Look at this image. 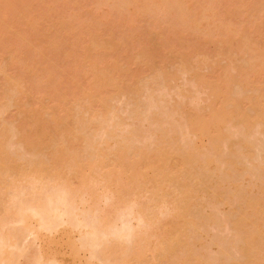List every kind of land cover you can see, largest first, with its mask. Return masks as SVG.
Segmentation results:
<instances>
[{"label": "rangeland", "instance_id": "1", "mask_svg": "<svg viewBox=\"0 0 264 264\" xmlns=\"http://www.w3.org/2000/svg\"><path fill=\"white\" fill-rule=\"evenodd\" d=\"M157 1L164 0H0V216H2L0 218L4 222L0 221L2 228L0 231L3 232L0 236L4 235L3 238L6 239V236L13 238L17 235L18 238H15L21 240L19 244L22 246L19 250L15 249V253L10 250L6 253L11 254L1 253L0 264H10L12 260L16 261L12 264H42L41 261L46 255H48L46 261L50 264L55 256L56 264L60 262L61 264H117V260L119 263L121 261L129 263L127 254L133 255H130L133 261L129 264L175 262L178 264L179 260H187V257H190L188 258L190 264H193L191 260L198 253H200L199 260H202L195 264H264V235H260L264 232V194H262L264 192V0H183L185 2L182 1L183 6H180V0H176L177 3L171 5L174 8L170 10L168 8L169 12L160 9L163 5ZM146 2L148 6L142 8L141 4L145 5ZM154 3L158 6L160 4L161 7H157ZM183 10L187 11L186 14ZM170 11L173 12L172 16ZM170 25L172 29L170 31L174 34L169 31ZM195 26L203 27L201 30ZM204 29L205 31L202 32ZM201 32L204 35H200ZM143 42L146 43L145 46L149 42L148 46L152 49L149 52H152V55H149V52L142 53L140 47H144ZM220 92L225 93L221 95ZM237 110L242 114L230 118L231 114L238 112ZM219 111H228V119H230H225L221 124L215 119ZM157 137L164 138L167 152H171L175 147H182V150L186 147L189 150L188 147H191L194 141L197 143L196 147L193 145L196 152L199 149L206 153L212 151L209 155L198 152L202 157L210 156L212 160L210 162L209 158V163H206V159L200 163L204 160L200 157L201 161L199 160V164L196 163L198 166L193 165L192 159L189 160V165L185 166L187 169L190 167L189 170L186 169L187 172L182 173L181 176L179 173L178 176L181 178H178L174 173L178 169L177 164L167 159L162 163L164 176L159 177L154 173L160 166L156 163L157 157L154 155L163 141L160 142ZM190 142L192 144H189ZM143 145H146L143 151L148 149L146 155L153 156L149 161L151 165L144 159L143 161L137 159L138 155V158H143L139 150ZM60 146L62 152L58 151ZM96 146L99 148L97 149ZM1 148H5V152ZM154 148L158 149L151 151ZM55 149L63 154L59 159L60 169H66L65 174L63 173L64 177L69 173L67 178L70 179H68L71 181L70 184L73 183V187L79 189H74L75 192L81 193L79 186L82 179L77 176L79 174L77 171L80 169L82 174L80 177L83 176V179L86 177L91 182H88L90 184L88 185L92 186V190L88 187V191H93L92 195L97 193L95 195L100 199L98 202L96 200L98 205L96 207L93 201L95 212L90 211V208L84 211V215L81 213L83 211H80L81 215L79 217L77 215V219L75 216L72 217L75 220L70 218L68 222L70 229L67 227L68 224L64 226L62 224L57 228V232L51 234L48 230L47 233L45 230L39 231V234H42L39 236L43 238L41 240L35 235L32 237L25 234L27 227L24 228V225L30 221L27 220V223L20 225L21 222L13 217L21 215L22 211L26 216L31 215L32 211L28 209L31 211L29 212L27 207H41L42 203L38 205L40 200H44L46 204L49 199L46 203L45 199L51 198L49 195L51 192L54 193L57 187L62 189L60 184L65 187L66 181L62 179L64 178L62 173L57 176L58 179L51 168L40 171L41 166H50L53 162V153L57 152ZM128 149L138 154H129ZM182 150L179 153L183 154ZM96 151L97 154L94 155ZM101 153H104L102 158L105 160L93 165L94 160L91 158L97 156L94 158V162H97ZM64 154H66L65 158ZM170 154L173 155V152ZM133 156L137 159L135 164L130 161ZM170 157L173 156L168 155L167 158ZM9 159L12 162L15 160L13 165ZM39 162L44 165L38 168ZM89 162L90 166L92 165L90 171V166L87 164ZM16 163L19 165L18 169L14 168ZM35 163H39L35 167L39 170H32ZM9 164L15 170L8 168L11 167ZM79 164H82L81 168ZM20 165L27 173L20 171ZM202 166L203 168L205 166V171L200 168ZM16 170L19 174L15 172ZM21 172L24 175L21 176ZM109 172L111 176L114 174L115 180L110 177L115 182L111 183L112 180L108 181L109 179L105 178L110 174ZM36 176H40L41 180H35ZM57 180L64 182L59 183ZM34 181L36 183H33ZM107 185H110L109 188ZM129 186L132 192L130 194ZM258 186L262 187V191L257 189ZM120 187H124L122 196L118 197L119 191V194L115 193L120 199L113 197L115 192L113 189L117 191ZM185 188L189 190L186 189L187 192L183 196ZM19 193L26 196L27 200L23 204H26L29 198L30 204L33 203L32 200L34 203L37 202L35 206L33 203L26 207L27 203L26 208L19 204L18 208L22 209L21 214H18L20 209L14 207L20 199L25 198V196L18 197ZM58 193L53 194V200L57 199ZM89 194L86 195L87 197L82 194L80 199L93 200L95 196L90 198L92 195ZM188 194L192 196L193 201H190ZM16 195L20 198L17 199V203H15ZM186 195L189 202L186 201ZM68 197L67 203L71 200L74 202L72 196ZM109 197L114 198V201ZM257 198L260 202L255 205ZM116 199L121 200L120 203L116 202ZM53 200L45 207H50L49 204ZM137 200L139 204H135ZM71 204L73 203L69 205ZM117 205H120V209ZM114 206L117 210L113 209V211L115 210L116 213L118 211L117 216L114 212L116 217L114 224L118 222L115 226L117 225L120 230L127 228L126 225L130 222L134 226L139 225L141 221L136 220L133 214L136 212L135 215H138L140 211L143 212V208L145 209L149 215L145 226L141 222L143 223L141 227L144 226L143 238H145L142 240L140 236H136L137 239L133 237L135 241L123 240L130 245L128 246L120 241L122 239H118L119 243L118 240L113 241L114 236L117 235L116 233L114 235V232L118 231V227L117 230L108 229V233H113L112 239L108 237V244H113L114 247L111 246L114 251L116 242L120 247L126 246L121 247L122 252L118 250L117 254L115 253L118 246L114 254L110 245L107 247L113 251L112 253L107 252L106 248V253L103 254L106 246L99 248L100 251L94 252L95 256L99 253L97 257L91 255L94 256L93 259L88 245L91 246L94 237L89 232L95 226H99L96 217L100 219V216H103L101 213L105 211L102 210L107 208L108 211L111 207L115 208ZM125 206H128L130 214L124 211L127 209ZM179 206L185 216H197L194 219L196 218L195 221L198 222H194L196 225L190 224L191 226L185 224L184 231L189 232L187 237L190 246L184 250L187 253L184 255L185 252L180 253L182 249L177 250L180 254L177 251L174 254L172 252L170 254V250L166 252L171 245L180 247L178 233L174 231V225L178 221L171 213L174 211L171 210L172 208L177 209L179 213ZM84 207L86 206L83 204V209ZM97 207L98 209L102 207V210H98ZM96 210L99 212L97 213ZM122 211L129 217L126 214L121 216ZM177 212L175 210L173 213L177 215ZM8 213H12L10 219L13 218V225L11 220L10 225L2 219L3 216L9 215ZM105 213L109 214L108 216L113 214ZM50 215L49 218L44 216L43 219L46 220L41 223L53 224L51 220H55L56 214L51 215L54 218ZM94 215H97L96 223L92 221ZM20 217L22 219L24 216ZM5 218L9 219L8 216ZM117 218H121V221L120 219L117 221ZM81 219L84 222L82 226L89 223L92 227L90 226L91 230L84 227L85 231L79 234ZM185 220L184 223L188 221ZM75 221L80 227L78 225L75 227ZM70 222L74 224L70 226ZM38 223L32 222V225H40ZM149 223L151 226H148ZM17 226L22 230L24 228L25 235ZM134 226L132 225L133 229ZM146 226L149 227L148 231ZM77 227L80 230L76 229ZM128 227L127 229H131L134 233L131 224ZM10 229H15L16 233L7 235V232L10 234ZM140 229L138 233L143 232V228ZM67 230L69 233L66 232ZM85 232L90 235L84 236L87 240L92 236L90 243L86 240L88 244L84 241L85 238L82 239L85 243L78 242ZM195 232L199 233L198 236ZM21 234L26 237H21ZM110 234L108 235L111 236ZM174 236L178 242L177 240L174 242ZM189 236L195 241L200 236L202 240L205 239L206 246L200 248L201 245L196 243L200 238L193 242ZM255 236L258 237L257 241L253 240ZM10 237L5 243L1 242L0 246L15 240L14 238L10 240ZM148 237L150 238L147 239ZM81 242L82 245L87 244V250L85 246L80 245ZM78 244L84 248V251L81 248L75 259L77 251L73 252L74 255L72 251L79 248ZM4 245L2 246L5 247ZM126 247L130 250H125ZM162 249L166 250V253ZM12 253L15 254V259L11 258L10 263L9 261L3 263L8 257L10 258V255L14 257ZM40 253L45 257L42 255L41 257ZM36 254L37 258H35ZM106 254H109L108 257ZM121 255H127L128 261L125 257L123 258L125 260L120 258L119 260L118 256ZM104 256L109 258L108 261ZM174 256L176 258H173ZM166 257L170 259L166 261ZM46 261L43 262L46 264Z\"/></svg>", "mask_w": 264, "mask_h": 264}, {"label": "bare ground", "instance_id": "2", "mask_svg": "<svg viewBox=\"0 0 264 264\" xmlns=\"http://www.w3.org/2000/svg\"><path fill=\"white\" fill-rule=\"evenodd\" d=\"M165 1H166V2H165ZM169 1H170V2H171V1H174V2H171V3H170ZM182 1H183V0H180V1H179V3H181L180 6H183L182 3H183L184 1H183V2H182ZM155 2H156V1H155ZM157 2H158V3H162V5H163L162 7H163V8H162V7L160 6V4H159V6L161 7L160 9H163V10L165 9V11L168 10V8H169V10H170L171 8H174V7H171L172 3H173L174 5L177 3L176 0H164V1H161V2H159V1H157ZM163 2H164V3H163ZM184 3H185V2H184ZM187 3H188V2H186V4H187ZM154 4H156V3H154ZM154 4H153V5H154ZM186 4H185V5H186ZM141 5H142V8H143V6H145V8L148 6L147 2H146L145 5H144V4H141ZM151 5H152V4H151ZM151 5H150V6H151ZM156 5H157V4H156ZM159 6L157 5V7H159ZM172 6H173V5H172ZM187 6H188V5H187ZM154 7H155V6H154ZM145 8H144V9H145ZM155 8H156V7H155ZM185 8H186V7H185ZM187 8H188V7H187ZM150 9H151V8H150ZM177 9H178V8H177ZM157 10H158V9H157ZM169 10H168V12H169ZM188 10H189V9H188ZM145 11H146V9H145ZM152 11H153V10H152ZM160 11H162V10H160ZM160 11H159L158 13H160ZM165 11H164V12H165ZM176 11H178V10H176ZM183 11H184V10H183ZM142 12H143V11H142ZM156 12H157V11H156ZM164 12H163V13H164ZM170 12H171V11H170ZM186 12H187V11H184L185 14H186ZM189 12H190V11H189ZM152 13H154V12H152ZM152 13H151V15H152ZM171 13H172V14H171ZM171 13H170L171 15L169 14L170 16L173 15V12H171ZM189 14H190V13H189ZM170 16H168V18H169ZM188 16H189V15H188ZM166 17H167V16H166ZM124 18H125V17H124ZM187 18H188V17H187ZM183 19H184V18H183ZM185 20H186V19H185ZM8 22H9V21H8ZM172 27H173V26H172ZM195 27H199V26H195ZM195 27H194V29H196ZM202 27H203V26H202ZM202 27H201V28H202ZM176 28H177V27H176ZM201 28L199 27V29H201ZM192 29H193V27H192ZM170 30L172 31V29H171V25H170V29H169V31H170ZM177 30H178V29H177ZM201 30H202V29H201ZM171 31H170V32H171ZM174 31H175V29H174ZM174 31H173V32H174ZM204 31H205V29H204L202 32H204ZM218 31H219V30H218ZM175 32H176V31H175ZM193 32H194V31H193ZM196 32H197V31H196ZM202 32L200 33V35L203 34ZM171 33H172V32H171ZM210 33H211V32H210ZM169 34H170V33H169ZM172 34H174V33H172ZM193 34H194V33H193ZM176 35H177V33H176ZM197 35L199 36L198 32H197ZM203 35H204V34H203ZM209 35H210V34H209ZM174 36H175V35H174ZM200 37H201V36H200ZM202 37H203V36H202ZM200 39H201V38H200ZM145 40H146V39H145ZM207 41H208V39H207ZM210 41H211V40H210ZM149 42H150V41H149ZM149 42L147 43L148 45H149ZM180 42H181V38H180ZM180 42H179V43H180ZM182 42H184V43L186 44L185 41H182ZM176 43H177V42H176ZM144 44L146 45L145 42H143V45H144ZM150 44H151V43H150ZM141 45H142V44H141ZM145 45H144V47L142 46V47H140V48L142 49V50H141L142 53H143V51H144L145 54H148V52L151 51L152 49H151L148 45H147V46H145ZM183 45H184V44H183ZM107 46H108V45H107ZM184 46H186V45H184ZM104 47H105V46H104ZM107 49H108V48H107ZM153 52H154V51H153ZM144 53H143V54H144ZM149 53H150V52H149ZM143 54H142V55H143ZM142 55H141V56H142ZM149 55H152V52H151ZM149 55H148V56H149ZM143 57H144V56H143ZM187 66H188V65H187ZM228 90H229V89H228ZM217 91H218V90H217ZM217 91H216V92H217ZM216 92H215V94H216ZM220 93H221V92H220ZM224 93H225V92H224ZM224 93H221V95L224 94ZM228 93H229V92H228ZM231 94H232V93H231ZM229 95H230V94H229ZM225 96H226V95H225ZM225 96H224V98L227 97V96H226V97H225ZM237 111H238V110H237ZM227 112H228V111H226V112H225V111H222V112L219 111V112H217L215 119H217L218 121H220L221 124H222V123L225 122V119H226V120H229L230 118H235V117H234L235 115H238V114H239L238 116H240V115L242 114L240 111H238V112L235 113V114H231V117L228 119L229 114H228ZM242 112H243V110H242ZM229 113H230V112H229ZM152 118H153V117H152ZM155 119H156V118H155ZM156 121H157V120H156ZM156 121L154 120V122H156ZM159 121H161V120H159ZM220 122H219V123H220ZM159 123H160V122H159ZM112 131H113V130H112ZM114 133H115V131H114ZM159 133H160V132H159ZM110 134H111V132H110ZM160 134H161V133H160ZM160 134H158V135H160ZM36 135H37V133H36ZM111 135H113V134H111ZM116 135H117V134L115 133V136H116ZM221 135H223V133H221ZM1 136H2V135H1ZM39 136H40V135H39ZM160 136H161V135H160ZM40 137H41V136H40ZM112 137H113V136H112ZM162 137H163V135H162ZM109 138H110V136L108 137V139H109ZM140 138H141V137H140ZM157 138H158V137H157ZM40 139H41V138H40ZM158 139H160V137H159ZM169 139H171V138H169ZM169 139H168V140H169ZM109 140H110V139H109ZM161 140H162L163 142H162ZM159 141L162 142V144L164 145V142H165V141H164V138L160 139ZM157 142H158V141H157ZM160 142H159V143H160ZM162 144H161V146H160L159 144H157V145L160 146L159 149H158V148H154L153 150H151V151H154L155 149H158V150H155V151H157V152H155V155H154V156L157 157L156 163H157V164H160V166H159L158 170H155V171H154V173H155V175H158L159 177H163V176H164V168L162 167V163H164V161L167 160V159H168L169 161H171V162L173 161V163H176V164H177L178 169L175 170V172H174L176 176H178L179 173H180L179 175L181 176V175H183L182 173H185V172H187V170H189L190 167L187 169V167H185V166H188V165H189V160H191V159H192L193 165L195 164V165H197V166H198V164H199V160L201 161L202 158H203L204 160H202L200 163H202L203 161H205V159L207 160L206 163H209V160H208L209 158H210V162H211V160H212V158H211L210 156L202 157V155H204V154L209 155V153H211L212 151L210 150L209 153H206V152H201V151H199V150H200V149H199V150L196 152V148H195V147L197 146V143H194V141H193V144H192V142L189 143V144H192L191 147L194 148L193 150H195V151H194V152H195L194 154H193V152H192V148H191V147H188V145H187V147L189 148L190 151L185 147V149L188 150V152H187L185 149L182 150V149H181L182 147H181V148L179 147L180 145H177L182 151H184V153L182 154V152L179 153L181 150H179V148H176V147H175L176 150L178 149L179 152H178V150L176 151L175 148H174L171 152H167L166 149H165V148H166L165 145L163 146ZM117 145H118V144H117ZM193 145H194L195 147H193ZM55 146H56V145H55ZM98 146H99V145H98ZM114 146H115V145H114ZM118 146H119V145H118ZM118 146H115V147H118ZM121 146H122V145H121ZM144 146H146V145H143V146H142L143 148H142V149H139V150H140V154H142L143 158H142V157H141V158H138V157H139V155H138V156H137V159H138V161H139V160H142V161H143V159H144V161H145L146 163H148L149 165H151V163H150L149 161L152 159L153 156H152V155H151L152 157H151V156H147L148 153H147L146 151H147L148 149H147V147H146L147 150L143 151V149L145 148ZM198 146H199V145H198ZM110 147H111V145H110ZM119 147H120V146H119ZM122 147H123V146H122ZM125 147H127V146H125ZM140 147H141V146H140ZM140 147H139V148H140ZM157 147H158V146H157ZM61 148H62V147L60 146V147H58L59 150H58V149H57V150H58L59 152H60V151L62 152ZM64 148H66V147H64ZM64 148H63V151H65ZM94 148H95V147H94ZM96 148L98 149L99 147L96 146ZM111 148H112V147H111ZM120 148H121V147H120ZM120 148H119V149H120ZM197 148H198V147H197ZM1 149H2V148H1ZM4 149H5V148H3L2 150L4 151ZM97 149H96V150H97ZM119 149H118V150H119ZM126 149H127V148H126ZM2 150H1V151H2ZM55 150H56V149H55ZM57 150H56V151H57ZM113 150H114V148H113ZM128 150H129V149H128ZM137 150H138V148H137ZM174 150H175V151H174ZM3 151H2V152H3ZM53 151H54V150H53ZM58 151H57V152L54 151V152H55V153H53V156H54V157H53L52 155H50L51 157L54 158V159L50 158V160H51V159L53 160V162L50 164V166H46V167H45L44 163H42L44 166H41L42 164L39 162L40 165H37V166H38V168L41 166V167H40V171H41V170H45V171H47V169H50V168H51L50 170H51V171L53 170V171L57 174L56 177H57V176L59 177V175H60L61 173H62V176H63V173L65 174L64 170H66V169H64V170L60 169V164H59L60 155H63V154H62V153H58ZM94 151H95V150H94ZM129 151H130V150H129ZM4 152H5V151H4ZM4 152H3V153H4ZM100 152H101V151H100ZM100 152L98 151V153H100ZM120 152H121V151H120ZM133 152H134V151H133ZM133 152L130 151L129 154H132ZM135 152H136V151H135ZM149 152H150V151H149ZM172 152H173V155L170 154V153H172ZM186 152H187V153H186ZM198 152H199V153L201 152L202 155L199 154ZM6 153H7V152H6ZM63 153H64V152H63ZM104 153H105V152H104ZM104 153H101L100 155L98 154L100 157L97 158V160H96L97 162H94V161H95L94 158H96L97 156H95V157H94V156H93V157L91 156V157H92L91 159L94 160V161L91 160L92 163H93V165H94L95 163H96V164H99V162H100L101 160H105V159L102 158V157H103L102 154H104ZM146 153H147V155H146ZM203 153H204V154H203ZM51 154H52V153H51ZM92 154H93V153H92ZM92 154H91V155H92ZM96 154H97V151L95 152L94 155H96ZM116 154H117V153H116ZM137 154H138V152H137V153H133V155H137ZM144 154H145V155H144ZM150 154H152V153H149V155H150ZM197 154H198V156H197ZM65 155H66V154H64V156H63L64 158H65ZM125 155H126V154H125ZM168 155L173 156V157L167 158ZM199 155H201V156H199ZM7 156H8V155H7ZM128 156L130 157V155H128ZM128 156H127V157H128ZM127 157H126V158H127ZM134 157H136V156H133V158H132L131 160H130V158H128V159L131 161L132 164H135V163L137 162V161H136L137 159H135ZM150 157H151V158H150ZM198 157H199V159H198ZM200 157H202V158H200ZM8 158H9V157H8ZM10 158H11V156H10ZM100 158H101V159H100ZM104 158H105V156H104ZM6 159H7V158H6ZM62 159H63V158H62ZM99 159H100V160H99ZM9 160H11V159H9ZM52 160H51V161H52ZM67 160H68V159H67ZM74 160H75V159H74ZM132 160H133V161H132ZM60 161H61V160H60ZM134 161H135V162H134ZM13 162H15V160H14ZM13 162H12V160L10 161V163H11L12 165L14 164ZM61 162H62V161H61ZM61 162H60V163H61ZM197 162H198V164H196ZM217 162H218V161H217ZM217 162L215 161V163H217ZM22 163H23V162H22ZM39 163H35V166H34V165H31V166H34V168L32 167V170L37 169V168H35V167H37L36 164H39ZM63 163H64V161H63ZM115 163H116V162H115ZM115 163H113V164L115 165ZM11 164H9L11 167H8V168H11L12 170L18 169V168H17V167H19L18 163H16V165H14V166H15V167H14L15 169L12 167ZM24 164H26V163H24ZM85 164H86V163H85ZM87 164H89V166H90V162L87 163ZM87 164H86V165H87ZM106 164H107V163H106ZM213 164H214V163H213ZM7 165H8V164H7ZM47 165H48V164H47ZM62 165H63V164H62ZM74 165H75V164H74ZM79 165H80V168H81V165H82V164H79ZM86 165H84V167H85ZM123 165H124V164H122V167H123ZM180 165H182V167H181ZM193 165L191 166V168L194 167ZM200 165H201V164H200ZM202 165H204V164H202ZM21 166H22V165H20V168H21ZM26 166H28V165L26 164ZM77 166H78V165H77ZM91 166H92V165H91ZM91 166H90V168H89V171H90V169L92 168ZM103 166H104V164H103ZM107 166H108V165H107ZM111 166H112V165H111ZM117 166H118V164H117ZM225 166H226V165H225ZM225 166H224V167H225ZM255 166H256V165H255ZM6 167H7V166H6ZM29 167H30V166H29ZM42 167H43L44 169H42ZM48 167H49V168H48ZM63 167H65V166H63ZM86 167H87V166H86ZM97 167H98V166H97ZM109 167H110V166H109ZM122 167H121V168H122ZM256 167H257V166H256ZM119 168H120V167H119ZM146 168H147V167H146ZM148 168L150 169V166H148ZM148 168H147V169H148ZM182 168H183V169H182ZM200 168H201L202 170H204L205 166H204V168H203V166L200 167ZM29 169H31V168H29ZM72 169H76V168H73V167H72ZM77 169H78V167H77ZM82 169H83V171H84V168H82ZM93 169H94V167H93ZM93 169H92L91 171H93ZM95 169H96V168H95ZM113 169H114V168H113ZM186 169H187V170H186ZM22 170H23L24 174L27 173L26 169L24 170V169L21 168L20 171H22ZM27 170H28V169H27ZM37 170H39V169H37ZM37 170H36V171H37ZM61 170H62V171H61ZM96 170L99 171L98 169H96ZM105 170H106V169H105ZM111 170H112V169H111ZM118 170H119V169H118ZM118 170H117V171H118ZM185 170H186V171H185ZM202 170H201V171H202ZM48 171H49V170H48ZM51 171H50V172H51ZM72 171H73V173H74V170H72ZM78 171H79V172H78ZM78 171H77V173H79V174H78L77 176H78V178H81V179H82V180H81V185H82V186H81V185L79 186V188L81 189V193H77V192H75L74 189H76V188L73 187V185H72L73 183L70 184L71 181H69L70 179L67 178V177H68L67 175H69V173H68V174L66 173L67 175H66L65 177L63 176L64 178H62L64 181H66V185H65V187H64L62 184H60V187H62V189L59 188V187L56 188V191L59 192V193H58V197H57V199L55 198V200H53L54 198L52 197V196H54V195L57 193L56 191H54L55 194L52 193V192H51V194H49V195L51 196V198L48 197L47 199H45V203H46V200L48 201V199H49L50 202L53 200V202H52L53 204H52V203H51L52 205L49 204L50 207H45V205H46L47 203H49V201H48L46 204H44V200H43V201L40 200V202H39L38 205H40V204L42 203L41 207H39V206H38V207H32V206H31L32 208H28L27 206H29V204H30V203H28V202H30L31 200H30V198H29V200L26 202V204H27V203H28V204H27V205H26V204H23V202H25V200H27V199H26V196L21 194V193H24V191H23V192L21 191V193H19L20 195H19V194H17V195H18V197H20V196H25V198L20 199V198H17V195H16V197H15V203H17L19 199H20V201L17 203L16 206H14V207H16L15 209H17L18 206H20L19 204H22L21 206H24V208L27 207V208H26L27 210H28V209H31V211H32L31 215L28 214V215L26 216V215H25L26 213L23 214L24 211H22V209H20V207H19L18 209H20V212L18 211V214H21V213L23 212L21 215L24 216V217L21 219V217H20L21 215H18V214H16V216L18 215L17 217H13L14 219H17V221L21 222V223L18 222L20 225H21L22 223H24V224L27 223V220H28V222L30 221L29 223H31V224L27 223V224L24 225V228L27 227L26 230H25L26 233H25V231H24V228H23V230H22L21 227H18V226H17L19 229L21 228V231H20L21 233H22V231H23V234L25 233V234H29V235H31V236H32V235H35V237L37 236V238L41 239V237H40L39 235H42V234H39V231L42 230V232H44V230H45L46 233L49 231L50 234H51V233H53V232H55V231L57 232V231H58L57 228H59V226L62 225V224H63V226H64V224H65V225L68 224L67 227L69 228V223H68V222H69V219L72 218V217H74V216H75V219H77L76 216L78 215V217H79V216L81 215V214L79 213L80 211H83V212H81L83 215H84V213H85L84 211H86V209H87V211H88V210L91 208L90 211L92 210L93 212H95V209H96L95 207L98 206V205H96V204H97V202L99 201L98 199H100V198H99V197H96L97 193H95L96 195H95V194L92 195V194H93V193H92L93 191H91V190H92V188H91L92 186L89 187V185H90L89 183H91V182H89L88 178H86V177H84V179H83V176L80 177V175H82V174L80 173V172H81L80 169H78ZM108 171H110V170H107V172H108ZM114 171H116V170H114ZM204 171H205V170H204ZM204 171H202V173H203ZM206 171H208V170H206ZM15 172L17 173V170H16ZM66 172H68V171H66ZM71 173H72V172L70 171V174H71ZM75 173H76V172H75ZM75 173H74V174H75ZM109 173H110V172H109ZM115 173H116V172H115ZM137 173H138V172H137ZM204 173H205V172H204ZM17 174H19V173H17ZM22 174H23V173L21 172L20 175L22 176ZM24 174H23V175H24ZM84 174H85V176H87L86 173H84ZM20 175H18L19 178H21ZM52 175L54 176L55 174H52ZM75 175H76V174H75ZM103 175H104V174H103ZM107 175H108L107 177H105V175H104L103 177L109 179L108 181H111V180H112L111 177L114 179V176H113L114 174H113L112 176H111V173H110V174H107ZM62 176H61V177H62ZM70 176H71V175H70ZM73 176H74V175H73ZM110 176H111V177H110ZM118 176H119V173H118ZM180 176H178V178H181ZM37 177H38V176H36V178H37ZM39 177H40V176H39ZM39 177H38V179L35 178V180H41V177H40V178H39ZM58 177H57V178H58ZM61 177H60V178H61ZM87 177H88V176H87ZM109 177H110V178H109ZM120 177H121V176H120ZM120 177H119V178H120ZM185 177L187 178L188 176H185ZM33 178H34V177H33ZM89 178H90V177H89ZM105 178H104V179H105ZM119 178H118V182H119ZM122 178H123V177H122ZM135 178H136V177H135ZM14 179H16V178H14ZM21 179H22V178H21ZM58 179H59V178H58ZM62 179H60V180H62ZM68 179H69V180H68ZM86 179H87V180H86ZM95 179H96V178H95ZM95 179H94V180H95ZM104 179H103V180H104ZM116 179H117V178H116ZM136 179H137V178H136ZM187 179H189V177H188ZM17 180H18V178H17ZM19 180H20V179H19ZM22 180H23V179H22ZM32 180H33V179H32ZM54 180L56 181L55 178H54ZM85 180H86L87 182H86ZM105 180H106V179H105ZM105 180H104V181H105ZM114 180H115V179H114ZM114 180H112L111 183H112ZM120 180H121V179H120ZM64 181H60V182H59V181L57 180V182H59V183H63ZM79 181H80V180H79ZM90 181H91V178H90ZM116 181H117V180H116ZM39 182H40V181H39ZM57 182H54V183L57 184ZM88 182H89V183H88ZM114 182H115V181H114ZM31 183H32V181H31ZM33 183H36V181H34ZM93 183H94V182H93ZM122 183H123V182H122ZM6 184H7V183H6ZM88 184H89V185H88ZM108 184H110V183L108 182ZM4 185H5V184H4ZM7 185H9V184H7ZM17 185H18V184H17ZM92 185H93V184H92ZM119 185H120V184H119ZM121 185H122V184H121ZM129 185H130V184H129ZM5 186H6V185H5ZM56 186H57V185H56ZM58 186H59V184H58ZM74 186H76V185H74ZM107 186H108V185H107ZM109 186H110V185H109ZM109 186H108V188H109ZM122 186H123V185H122ZM3 187H4V186H3ZM6 187H8V186H6ZM77 187H78V186H77ZM88 187L91 188V190H90V189H89V190L91 191L90 194L92 195L91 197H90V196H89V197H90V198H93V196H95V198H94L93 200L90 199L89 201H88V200H84L83 198L80 199V197H81L82 194H84L85 196H86V195L88 196V194H89V192H90V191H88ZM124 187H125V186H124ZM124 187H123V188H124ZM126 187H127V185H126ZM132 187H133V186H132ZM132 187H131V188H132ZM184 187H186V186H184ZM258 187H259V186H258ZM258 187H257V189H260V191H262V187H261V186H260L259 188H258ZM16 188H17V186H16ZM93 188H95V187L93 186ZM123 188L120 187L119 189H117V191L113 189V191H115V192H113V193H114L113 195H112V193H111V195H112L113 197L116 196V198H118L119 196H122V193H124V192H122V191H123V190H122ZM160 188H161V187H160ZM57 189H58V190H57ZM115 189H116V188H115ZM127 189H128V188H127ZM129 189H130V186H129ZM129 189H128V193L130 194V193H132V192H131V189H130V192H129ZM186 189H187V188L184 189L185 191H184V193H183V196H184L185 192H187V190H189V189H187V190H186ZM8 190H9V188H7L6 191H8ZM59 190H60V191H59ZM76 190H79V189L77 188ZM38 191H40V190H38ZM87 191H88V192H87ZM118 191L120 192V195H118V194H119ZM133 191H136V190L133 189ZM3 192H5V191H3ZM19 192H20V190H19ZM36 192H37V191H36ZM86 192H87L88 194H86ZM17 193H18V192H17ZM48 193H49V192H48ZM115 193H118V194H117L118 197H117V195H116ZM128 193H125V194L128 195ZM24 194H25V193H24ZM53 194H54V195H53ZM90 194H89V195H90ZM262 194H264V192H262ZM14 195H15V194H14ZM36 195H38V194H36ZM138 195H139V194H138ZM188 195H189V194H188ZM188 195H186L185 197H187ZM56 196H57V195H56ZM68 196H70V197L72 196V198L74 199V202H73V200H71L72 202L69 201L70 203H73V204H71V205H69L70 203H67V202H66V198H67ZM87 196H86V197H87ZM123 196H124V195H123ZM13 197H14V196H13ZM34 197H35V196H34ZM34 197H33V198H34ZM44 197H45V196H44ZM189 197L191 198L190 201H193L192 196L189 195ZM35 198H36V197H35ZM41 198H43V197L41 196ZM52 198H53V199H52ZM96 198H97V199H96ZM109 198H110V197H109ZM111 198H112V197H111ZM111 198H110V199H111ZM13 199H14V198H13ZM17 199H18V200H17ZM50 199H51V200H50ZM68 199H69V197H68ZM70 199H71V198H70ZM78 199L80 200L79 202H78ZM86 199H87V198H86ZM113 199H114V198H112V200H113ZM118 199H120V198H118ZM16 200H17V201H16ZM37 200H38V198H37ZM56 200H57V201H56ZM81 200H82V201H81ZM96 200H97V202H96ZM108 200H109V199H108ZM112 200H111V201H112ZM121 200H122V197H121ZM121 200H119V201H121ZM184 200H185V199H184ZM184 200H182V201H184ZM256 200H257V201L255 202V205H256V203H259V202H260V199H259V198H257ZM32 201H33V203H34V200H32ZM35 201H36V200H35ZM54 201H56V202H54ZM91 201H92V202H91ZM93 201L95 202V204L93 203ZM113 201H114V200H113ZM119 201H117V199H116V202H119ZM134 201H135V200H134ZM186 201L189 202V198H188V197H187V200H186ZM263 201H264V198H263ZM65 202H66L67 204H65ZM116 202H115V203H116ZM33 203H31L30 205H32ZM36 203H37V202L34 203V206L36 205ZM119 203H120V202H119ZM119 203H118V204H119ZM136 203H138V200L135 202V204H136ZM191 203H192V202H191ZM81 204H82V205H81ZM83 204L86 206V207H84L85 210L83 209ZM93 204H94L95 207H93ZM113 204H114V203H113ZM138 204H139V203H138ZM13 205H14V204H13ZM25 205H26V207H25ZM80 205H81V206H80ZM111 205H112V204H111ZM114 205L116 206V204H114ZM253 205H254V204H253ZM79 206L82 207V210H80ZM115 206H114V207H115ZM119 206H120V205H119ZM119 206L117 205L118 208H119ZM128 206L130 207V205H128ZM128 206H125V208H127V209L124 208V209H125L124 211H127V213L130 212V211H128ZM42 207H43V208H42ZM141 207L143 208V206H141ZM167 207H168V206H166V208H167ZM250 207H251V206H250ZM12 208H13V207H12ZM94 208H95V209H94ZM98 208H99V207H97V209H98ZM122 208H123V207H122ZM131 208H132V207H131ZM139 208H140V207H139ZM142 208H140V209H142ZM171 208H172V207H171ZM175 208H176V207H175ZM177 208H178V207H177ZM26 209H25V210H26ZM93 209H94V210H93ZM100 209L102 210V207H100ZM100 209H98V210H100ZM104 209H105V210H104ZM104 209H103L102 211L107 212V214H108V212H112L113 214H111V216H108L109 214L106 215L105 212H102L101 214H103V216H100L101 214L99 213L100 215H99V214H97V215L100 216V219H99V217H96L97 215H96V216L94 215V218L92 217L94 220H92V221H95V223H96V219H95V217H96V218L98 219V220H97V223L99 222V226H95V227L93 228V230L90 229V226H91V225L89 226V223H88V225H84V226H82L81 224L84 223L82 219H81L82 223H79V224L81 225V231H79V234H81L80 232H84V231H85V230H84V227H85V229H90V230H91V231L89 232V234L92 235V236L94 237V240H92L93 242H91V246L88 245V248L90 247L88 250L92 253V254L89 253L90 256H91V255H94V256H95V253H94V252H95L96 250H99V248L101 249L102 247H105V246H106V247H105V252H104L103 254L106 253V248H107V252L109 251L110 253H112V252L114 251V250H113V247H114L113 244H111L113 247L110 245V243L108 244V242H109V240H108L109 238H108V237H110V239H112L111 237H113V235H112L113 233L110 232V233H111V234H110V233H108L107 231H109L108 229H111V230L113 229V230H114V229H116V228L118 227V226H117V225H118V222H116V223H117L116 226H115L116 223L114 224V222H115V220H116V217H115V215H114L115 210L113 211V209H116V207H115V208H112V207H111V209H112V210L110 209L111 211H110V210L106 211L107 208H104ZM119 209H120V208H119ZM129 209H130V208H129ZM140 209H139V210H140ZM167 209H168V208H167ZM98 210H96V212H97ZM116 210H117V209H116ZM121 210H122V209H121ZM121 210H120V211H121ZM130 210H131V209H130ZM171 210H174L173 212H175V210H176V212H177V209H173V208H172ZM180 210H181V208H180V206H179V211H180ZM10 211H12V210H10ZM21 211H22V212H21ZM28 211H29V210H28ZM28 211H26V212H27V213L31 212V211H29V212H28ZM131 211H132V210H131ZM144 211H145V209L143 208V212L140 211L141 213H139L138 215H135V214H137L136 212H135V214H133L134 212L131 213V215L133 214V215L136 217L135 219H136V220L138 219L139 221L143 222L144 224H143V223H142V224L145 226V225L148 223V222L146 221V219H148L149 215H147V212H146V211H145V212H146V215H144V214H145ZM169 211H170V210H169ZM98 212H99V211H98ZM98 212H97V213H98ZM173 212H171V213H172V216H174L175 220L178 221V222H176L175 225H174V228H175L174 231H177L176 234H177V233L179 234V235L177 234L179 242H178L177 238H175V236H174V242H175V240H177L176 242H178V244H180V245H179L180 247H178V245H177V246H176V245H171V248H168V250H167V251L165 250V251L168 252V251L170 250V254H171V252L174 254V253H176L177 250L182 249L183 251H181L180 253H183V252H185L184 250H185L186 248L188 249V248H189L188 246H190V245H189L190 242H189V240H188L189 238L187 237V233H189V232L187 231V232L185 233V231H184L185 226H186V225H190V224H192V223H193V225H196V224H194V222H196L197 219H196V218L194 219V217H197V216L188 217V216H185V215L182 213V211H180L179 213L177 212V215H176V213L174 214ZM13 213H15V212H13ZM16 213H17V210H16ZM49 213H50L51 215H54V213L56 214V216H55V220H54L55 222L51 220V218H54V216H51ZM52 213H53V214H52ZM115 213H116V212H115ZM117 213H118V211H117ZM117 213H116V216H117ZM119 213H120V212H119ZM127 213H123V211H122V213H121L120 215H121V216H124V215L126 214V216H128ZM142 213H143V214H142ZM8 214H9V215H6V214H5V215L8 216L9 219L5 218L6 216H3L2 219H4L5 221H7V223L9 222L8 224H10V223L12 222V219H13V218L10 219V218H11V217H10V214H11V216H12V213H8ZM47 214L50 215V217H51L50 220H51V222H52L53 224L46 225L45 223H44V224L41 223V221L46 220V219H43V218H44V216H46ZM92 214H94V213H92ZM123 214H124V215H123ZM128 214H130V213H128ZM204 214H206V213H204ZM13 215H14V214H13ZM49 215H47L46 217L49 218ZM87 215H88V214H87ZM113 215H114L115 218L113 217ZM118 215H119V214H118ZM131 215H130V216H131ZM143 215L145 216V218H144ZM25 216H26V217H25ZM146 216H147V217H146ZM210 216H211V215H210ZM0 217H2V216H0ZM18 217H19V218H18ZM27 217H28L30 220L27 219ZM81 217H82V216H81ZM83 217H85V216H83ZM101 217H102V218H101ZM111 217H112V221H111ZM128 217H129V216H128ZM151 217H152V216H151ZM151 217L149 218V221H150ZM203 217H206V215H205V216L203 215ZM56 218H58V219H56ZM86 218H87V217H86ZM113 218H114V220H113ZM121 218H122V217H121ZM121 218H117V221H118V219H120V221H121ZM174 218H173V219H174ZM72 219H74V218H72ZM75 219H74V220H75ZM83 219H84V218H83ZM90 219H91V218H90ZM185 219H186V220L188 219L189 222L187 221L186 223H184L183 221H184ZM198 219H199V218H198ZM10 220H11V222H10ZM56 220H57V221H56ZM128 220H129V219H128ZM130 220H131V219H130ZM133 220H134V219H133ZM175 220H174V221H175ZM186 220H185V221H186ZM195 220H196V221H195ZM0 221H2L1 218H0ZM14 221H15V220H14ZM70 221H72V220H70ZM76 221H77V220H76ZM76 221H75V223H76ZM84 221H85V220H84ZM88 221H89V220H88ZM2 222H3V221H2ZM15 222H16V221H15ZM32 222H33V223H35V222H36V223L39 222L38 224H40V225H37V224H36L37 226H36V225L33 226V225H32ZM46 222L48 223V221H46ZM77 222H78V221H77ZM79 222H80V220H79ZM126 222H128V221H126ZM141 222H140V224H139V222H136V223H138V224L140 225V227H139V225H137V224H136V226H134V224H132V222L127 223V224H129V225H126L127 228H129L128 226H130V224H131V227H132V225L135 227L134 229H133V227H132V229L134 230V231H133V230H132V231H133L134 233L131 232V229H127L125 226H123V228L125 227L124 230H120V228L118 227V231H115V232H114V235H115V233H116L119 237H117V235L114 236L115 238H113V241H114V240H118V239H119V240L122 239V240H120V241L125 240V241H128V242H131V239H133V237L136 238V236H137V237L140 236L139 238L142 239V240H144V238H145V237L143 238V236H144V226L141 227V225H142ZM3 223H4V222H3ZM3 223H2V225H4ZM5 223H6V222H5ZM13 223H14V222H12V225H13ZM72 223H73V222H70V226H71ZM85 223L87 224V221H85ZM150 223H151V222H150ZM150 223L148 224V226H151ZM182 223H183L184 225H183ZM188 223H189V224H188ZM196 223H198V222H196ZM8 224H5V226H7ZM73 224H74V223H73ZM73 224H72V225H73ZM91 224H92V222H91ZM124 224H125V223H124ZM185 224H186V225H185ZM10 225H11V224H10ZM22 225H23V224H22ZM26 225H27V226H26ZM31 225H32V226H31ZM77 225H78V224L76 223L75 227H76ZM80 225H78V226L80 227ZM92 225H93V224H92ZM96 225H97V224H96ZM197 225H198V224H197ZM29 226H30V228L28 229ZM178 226H179V228H178ZM183 226H184V227H183ZM190 226H191V225H190ZM198 226H199V225H198ZM200 226H201V225H200ZM1 227H2V226H1ZM10 227H11V226H10ZM13 227H14V226H13ZM13 227H12V228H13ZM67 227H66V228H67ZM91 227H92V226H91ZM114 227H115V228H114ZM131 227H130V228H131ZM176 227H177V228H176ZM73 228H74V226H73ZM139 228H141L140 230H142V228H143V230H142L143 232H142V233H141V232H140V233L137 232V231L139 230ZM186 228H188V226H187ZM0 229H2V228H0ZM69 229H70V228H69ZM69 229H68V230H69ZM71 229H72V228H71ZM76 229L80 230L78 227H77ZM82 229H83V230H82ZM135 229H136V231H135ZM203 229H204V228H203ZM10 230L12 231L13 234H11V231H10V234H9V232H7V235H14V233H16L15 229H10ZM13 230H14L15 232H13ZM27 230H28V233H27ZM46 230H48V231H46ZM68 230H67L66 232H68ZM116 230H117V229H116ZM146 230L148 231V230H149V227L146 226ZM146 230H145V232H146ZM196 230H197V229H196ZM201 230H202V229H201ZM201 230H200V231H201ZM1 231H2V230H1ZM1 231H0V233H3V232H1ZM64 231H65V230H64ZM70 231L72 232V230H69V232H70ZM86 231H87V230H86ZM193 231H194V230H193ZM193 231H192L191 233H193ZM200 231H199V232H200ZM69 232H68V233H69ZM5 233H6V232H5ZM5 233H4V234H5ZM86 233H87V232L82 233L83 237H82V238L80 237V239H78V242H79V241H82L83 238H85V237H87V236H90L88 233H87L88 235H86ZM148 233H149V232H148ZM195 233H196V232H195ZM263 233H264V232H262L260 235H264ZM25 234H24V235H25ZM84 234H85V235H84ZM108 234H110L111 236H109ZM197 234H199V233H196V235H197ZM205 234H206V233H205ZM0 235H1V234H0ZM2 235H3V234H2ZM24 235L22 236V234H21L20 236L24 238V237H26V236H24ZM82 235H81V236H82ZM107 235H108V236H107ZM146 235H148L147 232H146ZM190 235H191V234H190ZM193 235H194V234H193ZM5 236H6V234H5ZM66 236H67V235H66ZM69 236H70V235H69ZM84 236H85V237H84ZM92 236H91V238H92ZM106 236H107V237H106ZM149 236H151V235L149 234ZM197 236H198V235H197ZM258 236H259V235H258ZM3 237H4V235H3ZM3 237L0 236V243H1V242L5 243L6 241H8V239H9L10 236H9V237L6 236V239H4ZM15 237H17V235H15V236L13 237V238L15 239L13 242H12V240H11L12 237H10V240H11L10 243L8 242V244H6V245L1 244V246H2V245L5 246V247L2 246V248H0V255H1V256H2L1 253H6V251H8V250L13 251V253H15V251H16L15 249H18V250H19V249L22 247V246L20 245V244H21V242H20L21 240L18 241L19 239H16ZM32 237H33V236H32ZM35 237H34V238H35ZM42 237H43V236H42ZM189 237H191V236H189ZM193 237H194V236H193ZM195 237H196V236H195ZM204 237H207V236H204ZM13 238H12V239H13ZM17 238H18V237H17ZM68 238H69V237H68ZM88 238H89V237H88ZM91 238H89V240H90ZM106 238H107V239H106ZM149 238H150V237H148L147 239H149ZM191 238H192V237H191ZM196 238H197V237H196ZM196 238H194V239H196ZM199 238H200V239H199ZM202 238H203V237H202ZM257 238H258V237L255 236V237L253 238V240L257 241ZM259 238H260V237H259ZM263 238H264V237H263ZM21 239H22V238H21ZM25 239H26V238H25ZM35 239H36V238H35ZM35 239H34V240H35ZM39 239H38V240H39ZM71 239H72V238H71ZM136 239H137V238H136ZM147 239H145V240H147ZM198 239H199V240H198ZM198 239H197V240H198L199 242H198L197 240H196V241H197V242H196L195 240H193V238H192L191 240H192L193 242H196L197 244L199 243V246L201 245L200 248L205 247V246H206V245H205V244H206L205 239H203V240H204V241H203V240L201 239L200 236L198 237ZM5 240H6V241H5ZM16 240H17L18 242H17ZM41 240H43V238H42ZM86 240H87V239L85 238L84 241L86 242ZM89 240H87L88 243H90ZM119 240H118V243H119ZM133 240H134V239H133ZM69 241H70V240H69ZM74 241H75V240H74ZM84 241H82V242H84ZM125 241H123L124 244H126ZM134 241H135V240H134ZM140 241H141V240H140ZM172 241H173V240H172ZM19 242H20V244H19ZM22 242H23V241H22ZM38 242H39V241H38ZM82 242H81L80 245H82ZM85 242H84V243H85ZM111 242H112V241H111ZM128 242H127V243H128ZM145 242H146V241H145ZM74 243L76 244V242H74ZM86 243H87V242H86ZM88 243H87V244H88ZM112 243H115V242H112ZM196 243H195V244H196ZM39 244H40V243H39ZM41 244H42V243H41ZM67 244H70V243L67 242ZM87 244H86V245H84V244L82 245V246H85L84 248H85L86 250H87V248H86V247H87ZM192 244H193V243H192ZM24 245H25V244H24ZM78 245H79V244H78ZM78 245H77V247H79V248H76L77 250H73V251L71 250L73 255H74V253L77 251V252L75 253V254H76V255H75V259H76L77 253H79V252L81 251V248H82L80 245H79V246H78ZM108 245H110V249L113 250V251H110V249L108 248V247H109ZM114 245H115V244H114ZM126 245H128V244H126ZM126 245H125V246H126ZM154 245H155V243L153 244V246H154ZM1 246H0V247H1ZM25 246H26V245H25ZM107 246H108V247H107ZM117 246L119 247L118 249H117ZM125 246H124V245H123V246L121 245V247H123V248H125ZM128 246H130V245H128ZM133 246H134V245H133ZM133 246H132V247H133ZM153 246H152V248H153ZM199 246H197V248H198ZM49 247H50V246H49ZM70 247H71V245H70ZM75 247H76V246H75ZM115 247H116L117 251H116V249L114 248L115 251H116V253H115V251H114L112 254H114V253L117 254L118 250L122 252V250H120L121 247L119 246V244H117V242H116ZM132 247H131V248H132ZM138 247H139V246H138ZM156 247L158 248V245H157ZM84 248H82V251H84V250H83ZM97 248H98V249H97ZM134 248H135V247H134ZM154 248H155V246H154ZM161 248H164V247H161ZM22 249H23V248H22ZM127 249H128V247H126L125 250H127ZM86 250H85V252H86ZM123 250H124V249H123ZM128 250H130V248H129ZM132 250H133V249H132ZM132 250H131V251H132ZM99 251H100V250H99ZM133 251H135V250H133ZM133 251H132V252H133ZM162 251H164V249H162ZM165 251H164V253H166ZM186 251H187V250H186ZM188 251H189V250H188ZM45 252H46V251H45ZM73 252H74V253H73ZM121 252H120V253H121ZM129 252H130V251H129ZM7 253H8V252H7ZM7 253H6V254H7ZM13 253H12V254H13ZM177 253L180 254L178 251H177ZM190 253H191V252H190ZM8 254H11V253L9 252ZM42 254H43V253H42ZM42 254L40 253V256H41ZM98 254H99V253H97V256H98ZM112 254H111V255H112ZM178 254H177V255H178ZM184 254H187V253L185 252V253H183V255H184ZM188 254H189V253H188ZM191 254H192V253H191ZM198 254H200V253H198ZM198 254H197L198 257L196 256L195 258H193V259L191 260V263L195 264L197 261H201V260H202V259L199 260L200 257H199ZM13 255H14V257H13L12 255H10V258L8 257L9 260L6 258L7 260L4 261V262L2 261V262L5 263V262H8V261H9V263H10V261L12 260L11 258H14V259H15V254H13ZM57 255H58V254H57ZM100 255H101V254H100ZM106 255H107V257H108L109 254H106ZM127 255H128V259L130 260V262H132L133 260L131 259L132 257L130 256V255H132V254H130V255L127 254ZM127 255H126V256H127ZM154 255H155V254H154ZM189 255H190V254H189ZM201 255H202V254H201ZM1 256H0V257H1ZM11 256H12V257H11ZM38 256H39V254H38ZM42 256H44V255H42ZM42 256H41V257H42ZM47 256H48V255H46V257H47ZM51 256H52V255H50V258H51ZM54 256H55V254H54ZM94 256H91V258L93 257V259H94ZM97 256H95V257H97ZM126 256H125V255H124V256L121 255L120 257L118 256V259L120 258L121 260H125V259H127ZM129 256H130V257H129ZM132 256H133V255H132ZM6 257H7V256H6ZM44 257H45V256H44ZM46 257H45V259L43 258L45 261H46L47 258H48V257H47V258H46ZM79 257H80V256H79ZM99 257H100V256H99ZM113 257H114V255H113ZM124 257H125V259H123ZM171 257H172V256H171ZM35 258H37V254L35 255ZM35 258H34V259H35ZM38 258H39V260H40V257H38ZM52 258H53V257H52ZM55 258H56V256H55ZM55 258L52 259V261H53L54 263L51 262V264H56V261H54ZM100 258L102 259V255H101ZM104 258H105V256H104ZM104 258H103V260H104ZM164 258H165V257H164ZM173 258H176V257L174 256ZM188 258H190V257H187V260L185 259L186 261H185V260H183V261H182V260H179L180 262L178 261L179 263H178V262H177V263H178V264H182V262H183V264H185V263H187V264L189 263V264H190V261H189ZM202 258H203V257H202ZM43 259H41V260H43ZM57 259H58V258H57ZM95 259H96V258H95ZM105 259L108 261L109 258H105ZM110 259H111V257H110ZM120 259H119V260H120ZM128 259H127V261H128ZM168 259H170V258H169V257H166L165 260L167 261ZM4 260H5V259H4ZM44 260H43V261H44ZM49 260H51V259H49ZM99 260H100V259H99ZM171 260H172V259H171ZM13 261H14V260H12L11 262L13 263ZM32 261H33V260H32ZM37 261H38V260H37ZM43 261H41L42 264H45ZM57 261H59V259H58ZM101 261H102V260H101ZM112 261H113V260H112ZM166 261H165V262H166ZM172 261H173V260H172ZM14 262H16V261H14ZM35 262H36V261H35ZM113 262H114V261H113ZM116 262L119 263L118 260H117ZM130 262H129V263H130ZM12 263H10V264H12ZM32 263H34V262H32ZM38 263H39V262H38ZM109 263H110V262H109ZM118 263H117V264H118ZM121 263H122V261H121ZM121 263H119V264H121ZM126 263H128V262L124 261L122 264H126ZM129 263H128V264H129ZM169 263H170V262H169ZM175 263H176V262H175ZM175 263H173V264H175ZM16 264H17V263H16ZM34 264H37V263H34ZM40 264H41V263H40ZM46 264H50L49 261H48V262L46 261ZM59 264H61V262H60ZM100 264H101V263H100ZM107 264H108V263H107ZM112 264H114V263H112ZM246 264H249V263H246Z\"/></svg>", "mask_w": 264, "mask_h": 264}]
</instances>
